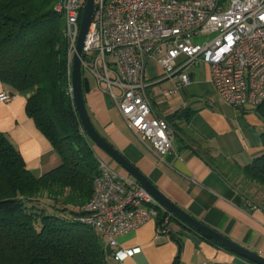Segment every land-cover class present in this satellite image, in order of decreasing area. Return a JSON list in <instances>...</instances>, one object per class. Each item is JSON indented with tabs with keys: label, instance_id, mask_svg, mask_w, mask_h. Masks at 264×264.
I'll return each mask as SVG.
<instances>
[{
	"label": "built area",
	"instance_id": "2783aa9c",
	"mask_svg": "<svg viewBox=\"0 0 264 264\" xmlns=\"http://www.w3.org/2000/svg\"><path fill=\"white\" fill-rule=\"evenodd\" d=\"M86 0H60L69 42V92L72 64ZM204 37L202 41L197 38ZM164 75L177 77L172 93L191 82L189 70L208 64L221 99L256 109L264 102V0H96L82 53L84 76L91 75L107 92L126 124L148 144L159 160L173 149L175 132L155 114L147 94L149 61ZM13 95L2 92L0 100ZM98 156V155H97ZM93 197L82 207V223L95 229L112 258L123 261L140 248H120L117 238L148 221H157L156 237L170 233L173 214L136 178L121 175L97 157ZM247 211L260 209L255 202ZM161 220V221H160Z\"/></svg>",
	"mask_w": 264,
	"mask_h": 264
},
{
	"label": "crops",
	"instance_id": "0c3cea01",
	"mask_svg": "<svg viewBox=\"0 0 264 264\" xmlns=\"http://www.w3.org/2000/svg\"><path fill=\"white\" fill-rule=\"evenodd\" d=\"M147 94L153 112L167 118L174 130L173 149L159 160L123 119L111 96L98 88L93 76H84V96L89 115L101 135L134 164L165 196L185 212L236 243L264 256V206L247 211L243 195L229 181L227 165L245 166L263 151L264 119L256 109L236 108L225 102L212 81L208 64L189 70L191 82L172 93L177 77H166L162 67L149 61ZM11 94L0 81V94ZM35 89L0 100V132L5 133L37 177L62 162L49 139L27 114L26 105ZM97 155L129 175L109 155L94 145ZM211 158V161L209 160ZM157 221L120 235L118 247L140 251L123 261L107 246L108 264H251L188 228L178 219L170 233L156 237ZM180 239L182 247L179 246Z\"/></svg>",
	"mask_w": 264,
	"mask_h": 264
},
{
	"label": "trees",
	"instance_id": "16d2710c",
	"mask_svg": "<svg viewBox=\"0 0 264 264\" xmlns=\"http://www.w3.org/2000/svg\"><path fill=\"white\" fill-rule=\"evenodd\" d=\"M59 1L0 0V81L13 96L35 89L27 114L62 160L37 177L0 132V264H108L102 236L78 220L100 169L69 92V42L65 18L56 10ZM256 110L264 119V102ZM262 141L264 147V132ZM227 168L243 206L263 207L264 151L245 166ZM179 262L180 254L173 264Z\"/></svg>",
	"mask_w": 264,
	"mask_h": 264
},
{
	"label": "water",
	"instance_id": "95a60500",
	"mask_svg": "<svg viewBox=\"0 0 264 264\" xmlns=\"http://www.w3.org/2000/svg\"><path fill=\"white\" fill-rule=\"evenodd\" d=\"M96 0H86L81 19L80 33L76 46V53L73 57L72 64V86L73 99L80 117L82 126L87 136L102 151L109 155L117 162L129 175L136 178L161 204H163L178 220L185 226L197 232L201 236L212 239L219 245L226 247L239 256L245 257L256 264H264V256L257 252L236 243L221 232L211 228L207 224L185 212L167 196H165L134 164L123 156L114 146L108 142L95 127L89 112L87 110L84 89H83V70H82V53L87 38V34L92 22V17L95 10Z\"/></svg>",
	"mask_w": 264,
	"mask_h": 264
},
{
	"label": "rangeland",
	"instance_id": "374dc122",
	"mask_svg": "<svg viewBox=\"0 0 264 264\" xmlns=\"http://www.w3.org/2000/svg\"><path fill=\"white\" fill-rule=\"evenodd\" d=\"M203 39H204V37H199V38H197L198 41H202ZM263 193H264V191H263ZM261 196H262V195H261ZM256 202L260 203L259 199H257Z\"/></svg>",
	"mask_w": 264,
	"mask_h": 264
}]
</instances>
